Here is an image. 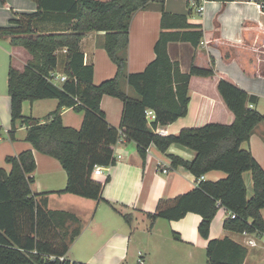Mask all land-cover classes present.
I'll list each match as a JSON object with an SVG mask.
<instances>
[{
	"label": "trees",
	"instance_id": "obj_1",
	"mask_svg": "<svg viewBox=\"0 0 264 264\" xmlns=\"http://www.w3.org/2000/svg\"><path fill=\"white\" fill-rule=\"evenodd\" d=\"M32 1L36 4L35 12H13L11 24L0 26V38H8L11 45L22 46L32 55L23 70L8 67L9 135L14 137L16 120L22 118L27 129L26 140L36 150L57 158L65 169L67 180L62 191L103 200V187L109 177L95 173L94 166L113 163L112 147L121 134L136 143L143 158L151 143L164 152L176 142L193 149L196 155L191 161L169 155L172 166H182L196 178L211 170H222L226 176L216 181L200 179L187 192L159 199L154 211L148 214L149 227L156 218L171 221L193 212L200 215L198 232L208 238L211 220L222 207L235 214L224 219L225 229L264 234L261 213L264 208V169L249 149L241 147L253 128L264 119V114L253 107L257 96L248 94L212 67L192 64L187 73H182L167 52V43L171 40L188 41L197 47L203 36L202 26L189 24L185 15L164 11V0H159L163 31L154 45L155 57L141 72L128 73L124 52L128 46L131 18L135 11L154 0ZM256 1L264 12V0ZM2 3H6L5 0ZM47 11L70 13V27L64 32H37L33 22ZM92 30L105 32L104 48L116 64L115 75L98 84L93 82V66L84 63V55L79 49L82 37ZM64 47L67 50L62 73L67 79L58 84L49 78V71L56 66L57 50ZM225 56L228 57L227 53ZM214 74L219 75L217 90L234 115L231 123L208 122L169 135L153 131L155 126L168 124L187 113L192 76ZM122 79L127 80L134 96L121 88ZM104 94L122 101L118 127L107 122L100 108ZM50 97L58 99V106L43 122L21 115L23 100ZM63 107L84 111L79 129L63 125ZM146 109L155 112V119L150 123L145 116ZM5 160L11 168L6 171L0 167V264H84L63 257L80 233L79 219L69 212L47 209L46 200H37L40 194L31 191L35 169L32 150L6 156ZM245 171L252 175L251 197H247ZM122 216L131 224L130 213ZM67 221L72 223L70 228L66 226ZM205 253L209 264H243L247 249L225 236L208 239Z\"/></svg>",
	"mask_w": 264,
	"mask_h": 264
},
{
	"label": "crops",
	"instance_id": "obj_2",
	"mask_svg": "<svg viewBox=\"0 0 264 264\" xmlns=\"http://www.w3.org/2000/svg\"><path fill=\"white\" fill-rule=\"evenodd\" d=\"M5 2L0 0V26L11 24L13 12L36 11V4L32 0ZM163 8L172 14L185 15L191 25L202 26L203 36L197 47L181 40L167 43L169 57L178 63L180 71L187 73L191 65L195 64L228 74L237 86L248 94L257 96L253 107L264 114V12L259 3L256 0H207L204 9L198 12L187 0H164ZM161 15L159 0H154L133 13L128 46L124 52L128 73L141 72L154 59V45L163 31ZM70 17L67 11H47L43 17L34 20L33 27L40 33L64 32L70 27ZM104 38V31L92 30L79 43L84 63L93 66L95 84L113 77L116 72V64L104 48ZM226 53L228 57L225 56ZM4 54L6 60H12L8 64L20 71L32 58L24 47L11 45L8 38H0V167L10 171L11 165L6 162V156H15L26 149L32 150L35 169L32 173L34 181L31 183V191L40 194L37 200L44 198L47 209L69 212L79 219L80 233L63 256L65 259L84 264H140L138 258L141 252V264H202L197 253H205L208 239L225 236L247 249L243 264H252L260 256L256 247H262L261 245L247 246L241 232L223 227V221L229 216V212L222 207L218 208L211 220L208 238L202 237L198 232L200 215L193 212L171 221L156 218L149 227L148 214L154 211L159 199L173 198L191 190L198 183L193 173L182 166L174 167L171 164L169 155L188 161L196 155L193 149L180 143H171L164 152L151 143L143 158L136 143L121 135L120 140L112 147L114 161L109 164L106 172L109 180L103 187V200L63 192L67 180L65 169L57 158L36 150L26 140L27 129L22 118L16 120L14 137L9 135V65L5 68L2 66L1 58L3 59ZM65 55L63 48L57 50L54 73L64 74L62 70ZM51 80L62 83L58 79ZM218 80V74L190 78L187 113L175 121L160 125L165 129V135L177 134L183 128L198 127L208 122L229 124L233 121V113L226 107L217 90ZM121 88L134 96L126 79L121 80ZM57 106V98L26 99L21 104V115L43 122L47 114ZM100 108L105 113L107 122L118 127L122 101L104 94L100 100ZM83 117L84 111H77L72 107H63L61 111L63 125L74 129L81 127ZM241 147L249 149L264 169V119L253 128L249 139ZM162 167H166L167 172H162ZM225 176L226 173L222 170H211L203 174L201 179L216 181ZM243 178L247 197H251V172L245 171ZM124 213L132 215L131 224L124 220ZM261 213L264 218V208ZM66 226L70 228L72 223L67 221Z\"/></svg>",
	"mask_w": 264,
	"mask_h": 264
},
{
	"label": "built area",
	"instance_id": "obj_3",
	"mask_svg": "<svg viewBox=\"0 0 264 264\" xmlns=\"http://www.w3.org/2000/svg\"><path fill=\"white\" fill-rule=\"evenodd\" d=\"M189 2H191V4H193L196 8L198 12H201L204 9V4L206 3L207 0H187ZM64 51H66L67 49L64 47L63 48ZM49 78L50 79H54V80H59L61 82H64L67 79V76L65 74H61V73H54L53 69L49 71ZM251 106V105H250ZM145 116L148 120V122H152L155 119V112L152 109H146L145 110ZM153 131L156 134L159 135H165V129L163 127H161L160 125H157L153 128ZM123 135V134H121ZM120 135V136H121ZM120 136L118 137L117 140H120ZM109 164L107 166H102V165H95L94 166V172L97 174H104L106 175L107 170L109 169ZM162 172H167V168L166 167H162L161 168ZM202 177V176H201ZM197 178L198 181L201 179ZM229 215L231 217H234L235 214L233 212H230ZM244 238V244L247 246H251V247H255V246H262L264 247V234L260 233L258 231H253V232H249V231H242L241 232ZM139 258H138V263H142V254L141 252L139 253ZM51 258H54L53 256H51ZM63 257H59V259H62Z\"/></svg>",
	"mask_w": 264,
	"mask_h": 264
},
{
	"label": "rangeland",
	"instance_id": "obj_4",
	"mask_svg": "<svg viewBox=\"0 0 264 264\" xmlns=\"http://www.w3.org/2000/svg\"><path fill=\"white\" fill-rule=\"evenodd\" d=\"M6 58H7L6 55L3 56V59L1 58L3 68L8 67V65L10 64V62L12 63V60H10V62H9L8 60H6ZM221 73H223V72H221ZM225 75H228V74L225 73ZM130 90H131V92L133 94L135 93L132 89H130ZM256 248L259 250V255L260 256L259 257H256V259H254V263H252V264H264V247L263 248L262 247H259V248L256 247ZM197 257L200 258L202 264H206V255H205V253L203 251L202 252H198L197 253Z\"/></svg>",
	"mask_w": 264,
	"mask_h": 264
}]
</instances>
